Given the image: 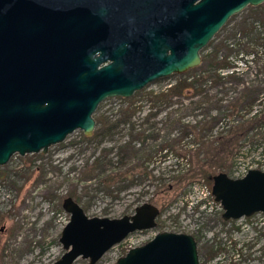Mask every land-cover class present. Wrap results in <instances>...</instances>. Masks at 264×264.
<instances>
[{
    "label": "water",
    "instance_id": "water-1",
    "mask_svg": "<svg viewBox=\"0 0 264 264\" xmlns=\"http://www.w3.org/2000/svg\"><path fill=\"white\" fill-rule=\"evenodd\" d=\"M264 0H0V165L14 154L47 153L75 130L89 137L98 105L201 63V50L235 14ZM224 220L264 213V170L209 177ZM46 264H95L129 234L156 226L159 209L88 216L72 197ZM115 264H199L192 234L157 232Z\"/></svg>",
    "mask_w": 264,
    "mask_h": 264
},
{
    "label": "rangeland",
    "instance_id": "rangeland-1",
    "mask_svg": "<svg viewBox=\"0 0 264 264\" xmlns=\"http://www.w3.org/2000/svg\"><path fill=\"white\" fill-rule=\"evenodd\" d=\"M259 33L264 36V2L233 15L201 50L198 70L209 72L217 64L222 67L219 63L227 57L229 66L236 71L234 76L229 75L231 67L220 69L218 77L197 87L203 90L199 95L195 90L185 96L168 91L159 100L151 98L149 92L158 94L179 78L171 75L150 83L131 98H107L98 105L94 118L105 115L110 122L119 123L101 142L83 141L82 131L75 130L45 154H14L0 165V264H46L56 260L63 252L58 241L63 221L69 218L61 203L74 190L85 193L79 204L88 216L116 218L132 214L143 202L156 205V226L133 232L131 240L144 243L161 231L189 233L195 237L205 264L211 263L205 257L209 256L208 246L215 242L222 245L215 256L228 258L225 264H245L243 258L250 248L256 251L255 257L263 256L264 214L223 220L220 210L209 212L195 205L202 184L210 188L212 185L211 180L192 176L195 162L202 156L191 154L182 159L173 151L186 146L196 149L187 125L200 126L209 117L218 119L224 115L223 121L203 133L208 141L217 135H224L226 140L234 135V130L229 134L232 123L248 129L251 115L256 111L264 113V41L257 46L251 44ZM240 48L244 51L240 52ZM250 101L251 110L249 104L241 107ZM128 107L136 111L123 121L125 113L119 109ZM226 127L230 130L224 132ZM239 139L227 148L224 165H214L209 170L235 177L245 167L264 166V116ZM103 149H111L103 158V171L96 170L94 177H86L90 174L87 165ZM121 150L126 152L122 159ZM125 172H131L133 181L123 187L128 184L123 179ZM176 174L182 176V181L172 179ZM113 176L115 180H107ZM81 177L85 179L82 183L78 182ZM125 245H114L95 264H115ZM86 262L77 258L73 264Z\"/></svg>",
    "mask_w": 264,
    "mask_h": 264
},
{
    "label": "trees",
    "instance_id": "trees-1",
    "mask_svg": "<svg viewBox=\"0 0 264 264\" xmlns=\"http://www.w3.org/2000/svg\"><path fill=\"white\" fill-rule=\"evenodd\" d=\"M264 41V36H261L260 33L259 35L256 36L255 41H253V43L251 42L252 45L257 46V43H261ZM261 45V44H260ZM239 53V50H237ZM244 49L240 48V52H243ZM211 55H208V57H210ZM227 57L224 58V61H222L223 63L219 65H221L222 67H217L216 65H213L215 67H211V70L205 71V70H198L197 67H194L192 69H189L188 71L181 73V74H173V76H175L176 78L179 77L178 79H176L177 81L175 83L169 84L168 86H166L164 88V90H161L158 94H155L153 91L149 92L151 98H156V100L161 99L162 97H164L166 95V93L168 91H178L179 95L185 96L188 95L190 93V91L195 90L196 94L195 95H199L203 92V90L201 88L197 89V87H200L201 85L205 84L206 82L210 81L211 79H213L214 77H218L216 75L219 74V70L220 69H224V68H230V76H234L236 71H233L234 69H232V66H229ZM194 71L193 74H189L191 71ZM212 72V73H210ZM208 74L207 76L205 74ZM189 74V75H188ZM183 77V78H181ZM140 91H138L139 93ZM136 94V93H135ZM131 98V97H130ZM122 99H127V98H122ZM257 100V99H256ZM251 101L248 102L247 104H242V106H246L249 104L248 106V110H251ZM132 108V109H129ZM244 108V107H243ZM120 112H123V114L125 113V117L122 118L123 121H127V119H129L131 117V115L133 113H135L136 108L135 107H128L125 109H119ZM251 118V122L248 123L249 127L248 129H244L243 125H235L234 123H232V127L228 130L227 127L225 128L224 132H227V130L229 131V134L232 132L234 133V135H232L229 139H224V135H217L214 138L211 139V141L205 140V133H203L204 131H206L209 126H211V128H213L214 125L218 124L220 121H223L224 115L220 116L218 119H216V117H209V121H205V123H202L200 126L197 125L196 123L194 125H190V126H186V131H188L189 133H191L194 136V143L196 144V149H194V147H190V146H186V147H181L179 149H181V151H177V149H173L175 155L179 158H185L187 157V155L190 157L191 154H195V156H198L202 158L201 159H197L195 162L196 167L192 170V176L193 178L197 177V178H202L205 180H210V176L214 175V173L209 170L211 166H222L225 163V159H226V152H227V148H229L230 146L233 145V143H236V138L240 137L243 138L246 134L247 131L249 129H251L252 127H254L255 124H257V122H261V117L264 116V113H262V111L259 113L258 111L254 112ZM95 122H96V128L93 131V134L89 137H86L85 135H83V133H81V140L83 141H97V142H101L100 140H102L103 137L109 135L112 133V131L117 128L118 126V122L114 123V122H110L108 120V117H105V115H101V116H97L95 117ZM227 129V130H226ZM187 132V133H188ZM223 132V133H224ZM220 133V134H223ZM231 133V134H232ZM196 134H199V136L197 137ZM202 134V135H200ZM226 136V135H225ZM223 138V139H222ZM239 139V140H240ZM221 140V141H220ZM238 140V141H239ZM206 141V142H205ZM244 141V140H243ZM127 145H130L127 143ZM237 146V145H235ZM240 146V145H239ZM238 146V147H239ZM111 149H103L102 150V154L100 156H98L97 158L94 159V161L91 163V165H87V172L90 171L89 175H85L86 177L92 178L94 177V173L96 170L98 171H103V158H106L108 152ZM165 150V149H164ZM106 151V152H105ZM122 151V150H121ZM171 151V149H170ZM107 153V154H106ZM121 154V159L126 156V152L122 151ZM264 157V155L262 156ZM237 159V158H236ZM106 163L110 164V161H106ZM130 170H133L132 168H130ZM145 171V170H144ZM145 176H147V171H145L143 173ZM178 174L176 175H172V179H179V181H182V176L177 177ZM183 177H186L185 175ZM116 177H110L107 180L108 181H112L115 180ZM123 179H125V182H128L127 185H124L123 187H126L129 185L130 182L133 181L132 178V174L131 172H125L123 174ZM85 179L83 177H81L80 179H78V182L82 183L84 182ZM105 180H101V183H104ZM120 182V181H119ZM175 182V183H178ZM168 188V187H167ZM115 190H117L115 188ZM111 192V191H110ZM85 193H77V191H73L70 193V197H72L75 201H77L78 203L81 202V199L84 197ZM59 210H61V208H59ZM217 247L214 244H211L208 246V254L209 256H214L217 252Z\"/></svg>",
    "mask_w": 264,
    "mask_h": 264
},
{
    "label": "built area",
    "instance_id": "built-area-1",
    "mask_svg": "<svg viewBox=\"0 0 264 264\" xmlns=\"http://www.w3.org/2000/svg\"><path fill=\"white\" fill-rule=\"evenodd\" d=\"M251 168H253V167L249 166V167L243 168V170L239 174H237L235 176V178L244 176L246 174V172ZM258 169L264 170V166L258 167ZM195 205L200 206L202 209L209 211V212H213V210H215V209L222 211V207H221L220 203L215 201L214 196L212 195L211 188L206 186L205 184H202L201 194L196 197ZM68 219H69L68 217H66L64 219V221H63L64 225L68 222ZM131 234H129L125 239H123L120 242L124 245L126 244L123 248L124 252L122 251V253H123L122 255H124L130 248L142 244V242L131 240L129 237Z\"/></svg>",
    "mask_w": 264,
    "mask_h": 264
},
{
    "label": "flooded vegetation",
    "instance_id": "flooded-vegetation-1",
    "mask_svg": "<svg viewBox=\"0 0 264 264\" xmlns=\"http://www.w3.org/2000/svg\"><path fill=\"white\" fill-rule=\"evenodd\" d=\"M220 212H223V210L220 211ZM258 213H261V212H258ZM258 213H255V214H258ZM262 214H264V213H262ZM221 215H222V213H221ZM214 245L217 247V251L216 252L218 253L220 251L222 245L220 243H217V242H215ZM255 253H256V251L253 250V248H250V252L249 253L247 251V253L245 254V256L243 258V261L245 262V264L246 263L255 264V261H259L260 264H264V255L263 256L261 255L258 258V257H255ZM199 255H200V253L198 252L199 264H205V262L201 261V258H200ZM215 255L214 256H206L205 257V258H207L206 262H211L210 264H225V261L228 259V258H225L224 256H220V255L215 256ZM226 264H233V263L228 261Z\"/></svg>",
    "mask_w": 264,
    "mask_h": 264
}]
</instances>
